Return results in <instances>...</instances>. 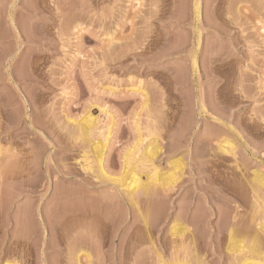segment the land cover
<instances>
[{
	"label": "rangeland",
	"instance_id": "374dc122",
	"mask_svg": "<svg viewBox=\"0 0 264 264\" xmlns=\"http://www.w3.org/2000/svg\"><path fill=\"white\" fill-rule=\"evenodd\" d=\"M111 119L105 182L87 169ZM140 138L162 147L161 175L185 164L172 192L139 200L146 226L121 193ZM0 142V264H236L232 230L264 244L249 190L264 175V0H0Z\"/></svg>",
	"mask_w": 264,
	"mask_h": 264
},
{
	"label": "bare ground",
	"instance_id": "6f19581e",
	"mask_svg": "<svg viewBox=\"0 0 264 264\" xmlns=\"http://www.w3.org/2000/svg\"><path fill=\"white\" fill-rule=\"evenodd\" d=\"M200 5V4H199ZM198 7V6H197ZM196 11H197V8H196ZM195 11V12H196ZM196 14H198L199 15V10L197 11V13ZM197 16V15H196ZM179 44V43H178ZM182 44V43H181ZM182 45H184V44H182ZM194 63H195V61H194ZM35 79V78H34ZM141 85V84H140ZM137 86H138V84H137ZM142 86V85H141ZM138 87H140V86H138ZM138 89V88H137ZM139 90V89H138ZM141 90V89H140ZM139 90V91H140ZM135 92V91H134ZM138 92V91H137ZM142 92H143V90H142ZM90 112H91V110H89V112H87V115H85V118L84 119H82V120H84V121H79V122H77V124H79V128H80V131H81V133H82V135H80L81 137L82 136H84L85 137V139L87 138V140L89 139V137L93 134V133H95V131H97V129L94 131V129L97 127L98 128V119H100V118H97V116L96 117H94V116H91L90 115ZM111 118V117H110ZM110 120V119H109ZM101 121V120H100ZM99 121V122H100ZM76 123V122H75ZM101 124V123H100ZM113 126H114V121L111 119V122H109V124L106 126V128H107V130H106V133L105 132H103V130L102 131H99L100 132V141H97V142H99V143H93V144H95V145H93L92 146V149H93V147H94V152L92 151V153H94L93 155L95 156V157H93L94 159H95V161L93 160L92 162L94 163L93 165H90L89 167H88V169H87V173H88V171H89V173H92V174H94V178H96V179H98V180H101V181H107V182H109V181H111L112 179H113V177L112 176H110L108 173H107V170H106V167H105V162H106V160H105V158H106V150L108 149V146H109V141H110V137L112 136V132H113ZM105 128V129H106ZM99 129V128H98ZM105 129H104V131H105ZM138 130H140V129H138ZM92 134H91V133ZM138 132H140V131H138ZM91 134V135H90ZM141 134V133H140ZM90 135V136H89ZM95 136V135H94ZM98 136V137H99ZM143 138V137H142ZM145 139V138H144ZM81 140V139H80ZM156 140V139H155ZM95 141V140H94ZM93 141V142H94ZM154 141V140H153ZM229 140H225V142H223V143H220V146H219V149H220V152H222V153H224V155L226 154H233L234 153V150H235V146L234 145H232L231 144V142H228ZM89 142H90V139H89ZM144 142V141H143ZM149 142V141H148ZM151 143H149L148 144V146L145 148V149H140L142 146H143V144H142V146H141V143H142V139L140 138V140H138V143L135 145V147L132 149V150H130L127 154H126V156H125V158H124V173H125V175H124V177H127V178H125L126 180H124V182H125V184L123 185L122 184V186H123V189H124V186H125V189H124V192H121V193H125V194H122V195H125L126 196V198L127 199H129L128 201H130L129 203L130 204H132V206L133 207H135V208H137V211H139V218H140V216H141V220L143 221V223H144V225L146 226L147 225V217L145 216V217H143V214L142 213H140V208H139V203H141V202H139V200L142 198V196H144V198L145 197H150V196H157L158 194H159V192L161 193V191H158V188L160 189V188H162L161 190H163L164 191V194L166 193V191L167 192H169L170 190H169V188L168 187H170V185L171 184H175V182L177 183V180L178 179H182L183 178V176H184V171H185V164H184V161H182L181 159H179V160H175V161H172V162H170L169 164H170V170H168L165 174L163 173L162 175H161V173H159L161 170L160 169H158L159 167H157L156 166V164L157 163H155L156 162V159H157V157H159L158 155L160 154V152L162 151V147H160L159 146V144L156 142H152V140L150 141ZM2 144H1V142H0V156H1V154H2V146H1ZM162 146V145H161ZM144 148V147H143ZM137 154V155H136ZM136 155V157H134ZM234 155V154H233ZM233 155H232V157H233ZM234 156H236V154L234 155ZM5 157V156H4ZM11 157V156H10ZM1 160L3 159L2 157L0 158ZM0 160V161H1ZM3 161H4V159H3ZM5 162H6V158H5ZM5 163H3L2 164V161H1V163H0V171H1V174H0V177H1V175H3L2 173H4V172H2L4 169H5V165H4ZM238 167V166H237ZM152 168V170H150ZM240 168V167H239ZM238 169V168H237ZM240 170V169H239ZM5 171V170H4ZM6 171H8V168L6 169ZM132 171V172H131ZM159 171V172H158ZM131 172V173H130ZM6 173V172H5ZM5 173H4V175H5ZM91 174V175H92ZM159 174V177L157 176ZM144 175H148V178H149V180L147 181V182H144L143 181V179H142V177L144 176ZM151 175H156L157 177L155 178V176H154V178L155 179H153L152 177L153 176H151ZM161 175V176H160ZM243 175V174H242ZM246 176V175H245ZM3 177V176H2ZM5 177V176H4ZM112 177V178H111ZM244 177V176H243ZM123 178V177H122ZM252 179V183L253 184H250V186L251 185H253V186H251L252 187V189H249L250 191H251V193H250V195L252 194L253 196H254V198H253V196H251L252 198H253V200H256L257 202H261V208L263 207L264 208V206H262V205H264V175L263 174H261V173H259V172H253V177H251ZM1 179H3V178H1ZM157 179V180H156ZM154 180H156V181H154ZM114 181V180H113ZM121 181H123L122 179H121ZM250 181V180H249ZM112 182V181H111ZM178 182H179V180H178ZM121 186V187H122ZM166 187L168 188L167 190H166ZM228 187V186H227ZM250 187V188H251ZM171 188V187H170ZM173 189V188H172ZM171 189V190H172ZM233 189V188H232ZM237 191H238V189H236ZM248 190V189H247ZM173 191V190H172ZM172 191H170V192H172ZM223 191V190H222ZM235 191V190H234ZM242 191V190H241ZM169 192V193H170ZM225 192V191H224ZM233 192V191H232ZM168 193V194H169ZM235 193V192H234ZM248 193V194H249ZM56 195H57V193H56ZM230 195V194H229ZM165 196V195H164ZM58 197V207H61L62 208V200H64V199H61L60 198V196H57ZM64 197H65V195H64ZM159 197H160V195H159ZM163 197V196H162ZM167 197V196H166ZM234 197H235V195H234ZM57 199V198H56ZM149 199V198H148ZM166 199V198H165ZM156 200V199H155ZM259 200V201H258ZM154 201V200H153ZM242 201V200H241ZM255 201V202H256ZM65 202V201H64ZM78 202V201H77ZM255 202H254V205H255ZM53 203V202H52ZM61 203V204H60ZM154 204V203H153ZM257 204H259V203H257ZM66 205V204H65ZM64 205V206H65ZM101 205V204H100ZM68 206V205H67ZM256 206V205H255ZM258 206V205H257ZM74 207V206H73ZM92 206H90V208H91ZM159 206H157V208H158ZM51 208V207H50ZM76 208V207H75ZM255 208V207H254ZM261 208H259L258 207V209H260L259 211H258V209L256 208V210H257V212L255 211L254 213H255V216H257V214L259 213H261V215H262V219L260 220V223L259 224H256V227L255 228H257V226H259V230H260V232L262 231V233L264 232V211L263 210H261ZM262 208V209H263ZM60 209V208H59ZM63 210V209H62ZM88 210V209H87ZM86 210V211H87ZM90 210V209H89ZM88 210V211H89ZM158 210V209H157ZM78 211V210H77ZM85 211V210H84ZM83 210H82V212H81V215L82 216H92V214L90 213V212H86V213H83L84 212ZM261 211H263V213L261 212ZM38 212V211H37ZM47 212V211H46ZM79 212V211H78ZM31 213V212H30ZM36 213V212H35ZM60 213V212H59ZM65 213V212H64ZM239 213V212H238ZM240 214V213H239ZM238 214V215H239ZM258 214V215H259ZM40 215V214H39ZM236 215V214H235ZM77 216H79V213H77L76 211H75V213H73V218L75 217H77ZM94 216V215H93ZM181 216V215H180ZM237 216V215H236ZM253 216H254V214H253ZM253 217V218H255L256 220H258L256 217ZM51 217V216H50ZM86 217V218H87ZM239 217V216H238ZM242 217V216H241ZM257 217H259V216H257ZM36 218V217H35ZM78 218V217H77ZM182 218V217H181ZM33 219V218H32ZM183 219H184V217H183ZM235 219H237L236 217L234 218V220ZM255 219H253L254 220V223H255ZM34 220V219H33ZM72 220V219H71ZM76 220V219H75ZM148 220H149V218H148ZM193 220V219H192ZM252 220V221H253ZM106 221V220H105ZM141 221V222H142ZM195 221V220H194ZM244 221V220H243ZM60 222V221H59ZM192 222V221H191ZM248 222V221H247ZM257 222V221H256ZM34 223V222H33ZM63 223V222H62ZM178 223H179V221H178ZM50 224V223H49ZM208 224V223H207ZM248 224V223H247ZM27 225V224H26ZM48 225V224H47ZM174 226L171 228V234H172V236L173 237H176L177 239H179L180 241H178L177 239H176V241L178 242H176V245L177 244H179V245H177V247L175 246V248H178V250H183V252L185 253L186 251H187V246H188V248H189V250L190 249H192L193 247H191V246H193L194 245V243L197 245V243H196V238H193L194 237V234H191V232H190V228L189 227H186V226H183V225H181V224H173ZM240 225H241V223H240ZM250 225V224H249ZM42 226V228H43V230L45 229H47V227L45 226V223H44V221H43V224L41 225ZM63 226V225H62ZM247 226V225H246ZM206 227V226H205ZM233 227H235V226H233ZM242 227V226H241ZM240 227V228H241ZM144 228H146V227H144ZM245 228V227H244ZM32 229V228H31ZM147 229H148V227H147ZM205 229V228H204ZM234 229V228H233ZM236 229H237V227H236ZM50 230V229H49ZM231 230V229H230ZM246 230V229H245ZM251 230H253L252 228H251ZM42 231V230H41ZM239 231V230H238ZM45 232V231H44ZM60 232V231H59ZM194 232V231H193ZM192 232V233H193ZM230 232V231H229ZM247 232H250V230H247V231H245V233H247ZM188 233L189 234H191V235H189L190 237L193 235V237H191V238H189V236H188ZM236 233H238V235H239V233H240V231L239 232H236ZM244 233V232H243ZM256 233H258V234H256ZM250 232V233H247V234H245L246 236H251V238L250 237H248V238H250V241H248L249 239L248 238H246V236L244 237V234H243V236H242V234H241V237H239L238 235H237V237L235 236V230L233 231H231L228 235H229V240H228V248L226 249L227 250V252H228V254H230L232 257H234V258H236V260H234V261H236L235 263L236 264H264V250H262V249H264L263 247V239H262V235H259L260 233L258 232V230H257V232ZM252 234V235H251ZM264 234V233H263ZM171 236V237H172ZM261 236V237H260ZM239 237V239L237 240V238ZM244 237V238H243ZM187 238H189V240H190V243H189V241H188V239ZM228 238V237H227ZM195 239V240H194ZM250 243L252 240V243H251V245L249 244V245H247V241ZM187 243H189L190 244V247H189V245H187ZM192 244V245H191ZM153 245V244H152ZM196 245H194L195 247H197ZM154 246V245H153ZM155 247V246H154ZM194 247V248H195ZM193 248V249H194ZM177 250V249H176ZM156 251V250H155ZM197 250H196V248L194 249V253L196 252ZM189 252V251H188ZM188 252H187V254H188ZM193 252V251H192ZM157 253V252H156ZM191 253V252H190ZM196 254V257L197 258H195L197 261L199 260V258H198V256H197V253H195ZM246 254H249V255H246ZM89 256H87V258H86V260L88 259L89 260V262H92V261H90L91 259H92V257L90 256V254H88ZM90 257H91V259H90ZM73 258V257H72ZM77 259H76V262H78L77 264H81L82 263V260H81V257H76ZM158 261L160 262V264H164L163 262V259H162V257L160 256V254L158 255ZM88 260H87V262H88ZM81 262V263H80ZM199 262V261H198ZM8 264V263H7ZM89 264V263H88ZM184 264H186V262L184 263Z\"/></svg>",
	"mask_w": 264,
	"mask_h": 264
}]
</instances>
